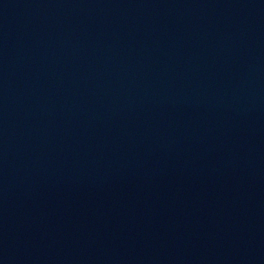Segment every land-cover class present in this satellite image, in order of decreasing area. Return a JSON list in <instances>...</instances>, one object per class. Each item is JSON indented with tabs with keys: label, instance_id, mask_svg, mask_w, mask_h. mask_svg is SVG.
<instances>
[{
	"label": "water",
	"instance_id": "95a60500",
	"mask_svg": "<svg viewBox=\"0 0 264 264\" xmlns=\"http://www.w3.org/2000/svg\"><path fill=\"white\" fill-rule=\"evenodd\" d=\"M0 264H264V0H0Z\"/></svg>",
	"mask_w": 264,
	"mask_h": 264
}]
</instances>
